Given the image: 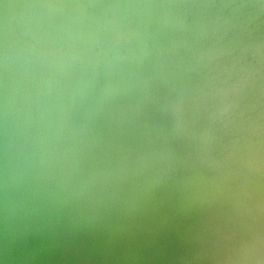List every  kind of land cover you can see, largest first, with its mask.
Segmentation results:
<instances>
[{"label":"bare ground","instance_id":"bare-ground-1","mask_svg":"<svg viewBox=\"0 0 264 264\" xmlns=\"http://www.w3.org/2000/svg\"><path fill=\"white\" fill-rule=\"evenodd\" d=\"M263 33L264 0H0V208L51 194L64 180L73 191L106 182L117 173L122 146L143 149L149 130L139 105L131 114L118 106L248 51ZM227 85L203 86L164 107L176 116L172 139L154 149L158 161L129 156L128 184L88 208L87 227L145 209L185 173L264 133L261 104L249 111L245 102L213 104ZM61 122L69 129L18 167L2 161L50 124L65 129ZM64 215L60 208L43 226Z\"/></svg>","mask_w":264,"mask_h":264},{"label":"water","instance_id":"water-1","mask_svg":"<svg viewBox=\"0 0 264 264\" xmlns=\"http://www.w3.org/2000/svg\"><path fill=\"white\" fill-rule=\"evenodd\" d=\"M236 77H239L241 82L237 87H233L232 83ZM220 83L228 85L221 98L213 104L224 101L226 104L238 106L245 102V110L260 104L264 107V33L253 48L229 58L224 63L197 71L177 82L166 83L156 89L148 88L135 104L130 102L119 104V110L128 114H131L128 111L139 105L144 112V120L149 123V130L142 139L143 149H139L133 142L122 146L119 156L121 163L117 173L106 182L99 183L91 189L73 191L72 185L67 183L71 179L64 180L51 194L32 201L10 203L0 208V264H117L109 262L106 254L97 255L92 248H86L83 243L84 236L94 235L96 246L100 247V237L104 233L117 232L133 219H138L136 221L138 224L149 223L158 230L164 219L158 215L144 218L142 214L146 210L156 209L160 198L145 209L127 217L110 216L103 222L101 219L93 221L89 227L87 222L82 221V216L93 205L121 195L120 186L129 182L124 178L129 174L124 172L128 170L125 162L129 156L147 153L150 158L158 161L154 149L161 144L166 146L172 139L169 124L172 117L176 116L169 114L164 107L174 100L180 102L185 96L203 86ZM63 124L65 129L53 123L37 133L31 132L33 134L4 152L2 161L10 167H18L26 159L27 153L40 149L51 137L69 129L65 123ZM55 139L56 143L60 137L56 136ZM179 143L181 147L187 146L185 142ZM216 160L219 159L215 158L210 162ZM207 164L199 167L196 174L185 173L175 185L164 191L169 193L178 184L188 185L193 179L202 180ZM185 165L182 166L183 171L188 168ZM177 169L172 170V173ZM60 208L65 211L64 217H60L50 228L43 226L46 224L45 218ZM229 218L224 219L218 226L220 227L218 235L206 244L202 251L196 255L184 253L181 255L182 262L176 264H264V203L252 211L247 221L237 231L231 230Z\"/></svg>","mask_w":264,"mask_h":264},{"label":"rangeland","instance_id":"rangeland-1","mask_svg":"<svg viewBox=\"0 0 264 264\" xmlns=\"http://www.w3.org/2000/svg\"><path fill=\"white\" fill-rule=\"evenodd\" d=\"M229 154L208 163L202 180L180 183L158 195L156 209L142 214L161 216L164 221L158 230L133 219L117 232L104 233L100 247L93 235L84 236L85 247L117 264H176L182 262V254L202 251L218 235L224 219L230 217L231 230H239L264 203V133Z\"/></svg>","mask_w":264,"mask_h":264}]
</instances>
